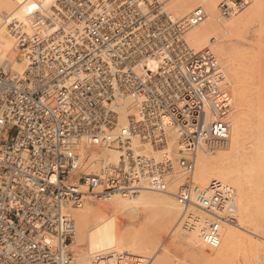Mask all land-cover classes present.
Segmentation results:
<instances>
[{
	"label": "built area",
	"instance_id": "obj_1",
	"mask_svg": "<svg viewBox=\"0 0 264 264\" xmlns=\"http://www.w3.org/2000/svg\"><path fill=\"white\" fill-rule=\"evenodd\" d=\"M24 1L25 26H9L23 70H0V264H74L71 210L166 193L174 166L186 176L174 199L209 215L199 246L216 249L221 225L237 224L234 193L201 189L192 174L197 152L226 148L233 105L214 53L184 43L204 10L178 19L159 0ZM247 5L224 0L218 19ZM169 136L177 158L163 150ZM103 150L116 163L86 172ZM150 262L112 255L92 264Z\"/></svg>",
	"mask_w": 264,
	"mask_h": 264
},
{
	"label": "bare ground",
	"instance_id": "obj_2",
	"mask_svg": "<svg viewBox=\"0 0 264 264\" xmlns=\"http://www.w3.org/2000/svg\"><path fill=\"white\" fill-rule=\"evenodd\" d=\"M159 1L166 2L164 8L178 19L185 18L196 8L205 12L203 23L186 32L184 43L192 53L213 48L214 52L210 50L224 68L233 110L229 116L231 127L226 148L211 154L197 152L192 182L201 189L215 183L233 191L237 224L221 225L216 249L200 247L199 240L210 217L198 206L182 210L178 205L174 199L175 191L186 176L174 166L166 193L141 191L131 197H112L100 204L95 202L97 205L87 200L81 208L71 210L69 215L75 226L70 244L74 253L73 263L92 264L97 258L105 259L112 255L149 257L148 254L154 253L156 245L166 234L171 238V244L168 242L164 247L160 243L158 248L161 253L152 254L154 257H150V264H174V259L180 260L173 259L175 251L180 252L181 249H184L183 253L190 254L191 257L185 256L193 261H185L183 257V261H176L178 264L195 263L197 260L202 264H235L237 250L243 252L242 255L239 253L244 256L243 261L240 259L241 263L244 262L242 264H264V240L259 243L251 238L259 234V238L262 235L261 239H264V66L259 69L264 51L256 50L262 57L260 61L252 44L250 50L247 45L242 46L247 52L239 49L248 26L257 24L262 32L260 19L264 16V0H251L245 14L242 12L243 15L226 22L220 21L217 16V5L221 0ZM29 6L24 0H0V70L7 74L21 73L24 67L20 56L17 57L18 50L9 26L13 23L25 26ZM263 35L259 33V38ZM163 150L178 157V148L172 136L168 137ZM223 150L225 152H220ZM146 154L155 155L150 149H146ZM116 160L115 153L103 150L93 154L85 170L99 171L115 164ZM138 221L143 223L142 226L138 224L140 228H132ZM205 251L210 252L209 256Z\"/></svg>",
	"mask_w": 264,
	"mask_h": 264
},
{
	"label": "rangeland",
	"instance_id": "obj_3",
	"mask_svg": "<svg viewBox=\"0 0 264 264\" xmlns=\"http://www.w3.org/2000/svg\"><path fill=\"white\" fill-rule=\"evenodd\" d=\"M222 1H224V0H221V2H222ZM249 2L251 3V0H248L247 8H245L244 11H243L244 14L246 13L245 11H248V10H249V8H248V6H250ZM165 5H166V4H165ZM164 9H165V8H164ZM165 10H167V8H166ZM263 10H264V9H263ZM167 12H168L169 14H171V15L173 14V13L169 12L168 10H167ZM263 12H264V11H263ZM243 13H240L239 16H241V14L243 15ZM262 15H264V13H263ZM174 16H175V15H174ZM175 17H177V16H175ZM261 18H262V19H260V20H261L260 22L262 23L261 26H262V28L264 29V27H263V26H264V21H263L264 16H262ZM260 22H259V23H260ZM261 23H260V24H261ZM259 26H260V25H259ZM254 27H255V28H254ZM257 27H258L257 24L254 25V26H248V27H247V30L245 31L246 33H245V32H244L245 34L243 33V36H242V38H241L242 41H241V43L239 44V45H240V46H239V49H240L241 51H246V52H247V50L244 48L246 45H247V46H246L247 49L250 50V49H251V48H250L251 44H252L251 47L255 49V50L253 49L254 52L257 53L256 50H259V49H261V50L264 51V46H262V44H264V43H263V42H264V41H263V40H264V35H263V34H264V30L262 29V32H260V31H261V27H258V28H257ZM258 30H259V31H258ZM259 33H261V34L263 35V38H262V36H260V38H259ZM247 40H248V41H247ZM259 40H260L261 42H259ZM251 42H253V43H251ZM247 43H248V44H247ZM260 44H261V45H260ZM242 46H244V47H242ZM254 46H255L256 48H255ZM258 47H259V48H258ZM262 47H263V48H262ZM208 48H209V47H208ZM211 48H212V47H210V49H211ZM212 49H213V48H212ZM212 49H211V50H212ZM242 49H243V50H242ZM249 50H248V51H249ZM212 51L214 52V50H212ZM263 51H262V52L260 51V52L263 54ZM257 54H258V55H257L258 60L260 59V61H261V58H262V57L259 56V52H258ZM262 54H261V55H262ZM263 55H264V54H263ZM17 57H19V53L17 54ZM263 58H264V57H263ZM263 58H262V62H261V63H260V61H257L258 64H259V63L261 64V65L259 64V69H263V68H261L262 66H264V65L262 64V63L264 62V61H263V60H264ZM218 61H219V60H218ZM219 64H220V62H219ZM223 69H224V68H223ZM228 82H229V81H228ZM229 84H230V83H229ZM230 89H231V85H230ZM231 90H232V89H231ZM230 92H231V91H230ZM234 115H235V113H234ZM225 150H226V149H225ZM225 150L220 151V152H225ZM218 152H219V151H218ZM183 181H184V180H183ZM234 194H235V193H234ZM90 202H91V204H93V205L100 204V202H99V203L96 202L97 204H96L95 202H92V201H90ZM141 220H142V219H141ZM141 220H140V221H141ZM236 220H237V218H236ZM140 221H138L139 223L136 222L135 224H133L132 228H135V229L140 228V227L142 226V225H141L142 222L140 223ZM236 222H237V221H236ZM138 224H140V225H139L140 227L138 226ZM142 224H143V223H142ZM135 225H136V226H135ZM137 227H138V228H137ZM256 235H257L258 238H256ZM256 235H255V236L253 235V237H251V236H250V237H251L254 241L259 242V243H262L264 239H261V238H262L263 236L261 235V236H260L261 238H259V234H256ZM161 236H162V235H161ZM164 236H165L166 238H165ZM162 237H163V238H162ZM162 237H161L162 239L160 238L161 240H160V242L158 243V245L161 243L162 246L165 245L164 247H167L168 242H169V243L171 242V240H169V239H171V238H170V237H167L166 234L163 235ZM258 239H261L262 241H261V240H258ZM164 240H165V241H164ZM162 243H163V244H162ZM263 243H264V242H263ZM170 244H171V243H170ZM158 245H156V249L154 250V253L151 252V254H148V256H149L148 258H150V257H151V258L154 257L152 254L156 255L157 252H160V253H161V250L159 251V248L161 247V245H159V246H158ZM158 247H159V248H158ZM177 249H178V248H177ZM180 249H181V248H180ZM156 250H158V251H156ZM182 250H184V249H181L180 252H179V250H178V252H176V251H177V250H176V251H175V255L173 254V255H174V256H173V259H174V258H179L181 261H183V257H184V258H185V261H186V260H187V261H190V260L193 261V259H191V258H190V260H188V257H186L185 254H186V255H189V257H191V255L185 253V251H184V253H183ZM72 251H73V250H72ZM181 251H182V253H181ZM240 251H241V250H240ZM155 252H156V253H155ZM205 252H207V251H205ZM72 253H73V252H72ZM162 253H163V252H162ZM178 253H179V254H178ZM208 253L210 254V252H207V255H208ZM237 253H238V254H237V257H236L237 260H236V262L234 261L235 264H242V263H244V262L241 263V260L243 261L242 257H244V256H241V255H242L241 253H243V252L240 253V252H238V250H237ZM239 253H240L241 255H240ZM73 255H74V253H73ZM161 255H162V254H161ZM180 255H181V256H180ZM182 255H183V256H182ZM235 255H236V251H235ZM238 255H239V256H238ZM208 256H209V255H208ZM233 256H234V255H233ZM233 256H232V257H233ZM145 257H147V255H145ZM186 258H187V259H186ZM233 259H234V258H231V260H233ZM238 259H239V260H238ZM240 259H241V260H240ZM180 260H179V261H180ZM231 260H229V261L231 262ZM174 261L176 262V261H178V260H177V259H176V260L174 259L173 262H174ZM179 261H178V262H179ZM195 261H196V260H195ZM197 261H198V260H197ZM197 261H196V262H197ZM209 261H210V260H209ZM229 261H228V262H229ZM175 262H174V264H178L177 262H176V263H175ZM196 262H195V263H194V262H193V263H192V262H188V263H189V264H197L198 262H197V263H196ZM206 262H207V261H206ZM230 262H229V263H230ZM238 262H239V263H238ZM199 263H200V260H199ZM199 263H198V264H199ZM202 263H203V262H201L200 264H202ZM209 263H210V262H209ZM209 263H207V264H209ZM172 264H173V263H172ZM204 264H205V263H204ZM212 264H213V263H212ZM230 264H231V263H230ZM233 264H234V263H233Z\"/></svg>",
	"mask_w": 264,
	"mask_h": 264
}]
</instances>
